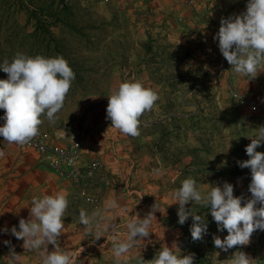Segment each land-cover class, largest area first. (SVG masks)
Returning a JSON list of instances; mask_svg holds the SVG:
<instances>
[{
	"label": "rangeland",
	"instance_id": "obj_1",
	"mask_svg": "<svg viewBox=\"0 0 264 264\" xmlns=\"http://www.w3.org/2000/svg\"><path fill=\"white\" fill-rule=\"evenodd\" d=\"M192 2L188 0V4ZM158 5L156 0H0V63L6 59L11 61L17 52L33 56L36 54L48 57L63 56L75 72V79L71 83L62 109L51 121L46 116L41 117L40 132L56 136L55 141L61 146L68 145L80 132L83 142L86 126L92 119L100 123L99 119L103 118L104 126H111V121L106 119L108 95L121 82L135 78L157 90L159 99L153 109L141 118L142 124L138 136L123 134L112 126L110 132L120 142L119 150H128L132 147L133 150L140 148L144 151L148 144L145 137L150 132L160 135L163 128L167 127L168 136L171 134L173 136L175 132L169 126L163 128L146 126L147 121L176 112L187 115L191 112L188 109L189 103L193 104L194 109L200 108L202 102L207 103L213 86L216 91L213 96L218 94V86L230 81L233 69L193 68L192 65L197 59L192 53L204 52L201 48V43L204 41L200 39V43L193 37L191 38L193 41L190 40L192 34L190 29H187L184 36L175 39L173 31L168 27L174 21L173 11L170 10L169 13L162 11L158 9ZM158 58L161 60H157ZM159 63L162 65L159 66ZM180 65H183V68ZM223 70H225L223 74H218ZM6 78L7 73L0 70V79ZM182 106L183 110H181ZM205 107L203 106L202 109L205 110ZM217 108L216 130L209 131L214 135V140L211 142L207 136L208 114L193 121L189 117L188 122L186 119L184 123L181 122L185 125V131L183 137L179 135L176 139L178 153L181 146L185 147L187 153L193 142L198 144L200 151L196 155L197 167L191 168L190 173L186 169L182 171L180 186L189 176L197 180L202 192L208 191L214 184L222 185L228 181L234 186V195H242L247 199L251 196L248 188L251 170L248 167L241 168L237 161L249 158L245 148L250 142L238 136L225 138L224 132L227 129L223 126L227 122L234 123L235 115L222 117L220 109ZM4 114L5 110L0 109V124L4 123L2 119ZM232 126L234 131L235 125ZM2 139L0 137V150L5 155L0 157V213L1 200L15 185V179L23 166L27 162H33L45 167L31 147L9 144ZM130 139L128 146L126 140L130 141ZM174 141L172 137L164 145L169 150L173 145V148L177 149ZM207 148L209 154L205 151ZM188 159L185 155V161ZM173 186L174 184L171 188ZM120 187L122 189V185ZM143 189H147L148 192L136 194V197L122 195L118 201L119 207L105 213L111 218L110 222L114 227L106 237L94 240L90 235L89 240H94V243L87 252L88 264H114L112 254L114 237H125L128 221L138 216L143 218L158 199L156 194L149 191L151 188ZM142 196L146 199H142ZM84 204L89 206L85 202ZM165 204L164 208H160L161 212L155 213L157 218H154L152 224V227H156L158 231L157 240L155 234L150 233L148 240L152 238V241L144 244L147 245L146 248H140L137 242L128 253L129 257L133 258L130 264H135L134 258L139 256H142L146 260L145 264H148L147 260L154 258L164 246H173L175 243L181 249H176L177 251L195 254L194 264H230L231 256L237 251L251 255L254 243L260 241V236L264 232L256 230L247 245H236L224 251L214 245V237L219 236L223 239L227 235V230L218 231L217 224L206 206L192 201L186 205V208L192 207L197 214L205 215L208 223V231L203 239L194 241L190 231L191 216L184 224H180L177 214L179 205L174 197L167 198ZM160 214H165L168 224L161 221ZM104 222L108 221H102ZM166 225L180 229L169 232V237H166V234L159 235L160 229ZM99 241L103 243L100 247L96 245ZM150 242H154L155 245ZM80 252L82 251L78 253Z\"/></svg>",
	"mask_w": 264,
	"mask_h": 264
},
{
	"label": "clouds",
	"instance_id": "obj_2",
	"mask_svg": "<svg viewBox=\"0 0 264 264\" xmlns=\"http://www.w3.org/2000/svg\"><path fill=\"white\" fill-rule=\"evenodd\" d=\"M214 39L222 55L238 74L253 79L258 69L264 67V0H247L246 10L221 19ZM0 70L7 73L6 79H0V109L5 110L0 124V137L9 144L25 145L39 132L42 116L50 121L62 109L65 97L75 79V72L63 56L48 57L41 54L28 55L17 52L11 61L0 63ZM159 99L157 90L145 85L141 80H125L108 95L106 119L111 126L121 133L135 137L140 134L142 117L153 109ZM246 145L248 159L237 161L241 168L251 170L249 191L251 196L245 199L234 195V186L225 181L222 185L214 184L208 191L202 192L197 180L192 176L185 178L181 186L173 193L177 210L178 223L184 224L191 216V236L194 241L203 239L208 231L205 215L197 214L186 208L189 201L202 204L217 224L218 231L227 230L221 239L214 237V245L227 251L236 245H247L252 233L264 231V152L258 146L264 144V126H260ZM5 153L0 150V157ZM158 174L160 170H155ZM119 207L118 200L112 197L90 213L79 210V223L83 224L95 239L106 237L113 225L105 213ZM30 214L21 218L17 229L11 227V233L17 239H23V247L40 250L41 264H77L70 251L58 243V238L65 228L63 217L69 209L68 193L57 191L42 197H33ZM161 212L155 202L143 218L128 221L127 235L114 237L112 254L114 264H130L132 257L128 253L139 240L149 237L155 213ZM102 221H108L102 223ZM0 231L7 232V228ZM93 240V242H94ZM5 244L10 241L5 240ZM53 245L51 251L48 245ZM180 247L164 246L148 264H194V253L177 251ZM181 250V249H180ZM9 264H19V256L14 248L9 251ZM135 264H145L142 256L135 257ZM230 264H255V259L244 251H237L231 256Z\"/></svg>",
	"mask_w": 264,
	"mask_h": 264
},
{
	"label": "crops",
	"instance_id": "obj_3",
	"mask_svg": "<svg viewBox=\"0 0 264 264\" xmlns=\"http://www.w3.org/2000/svg\"><path fill=\"white\" fill-rule=\"evenodd\" d=\"M192 1L191 4H188V0H156L159 3L158 9L168 13L173 11L174 19H172L174 21L168 27L173 31L175 39L184 36L187 33V29H190V32H192L190 40L193 37L195 41L200 42V39L204 41V43L200 42L202 45L200 47L204 49V52L192 53L197 59L194 61L196 63L192 65L193 68H231V65L219 50L218 40L214 39V37L219 30L221 19L245 11L247 0ZM166 22L169 21L166 20ZM209 50H212V52H208ZM159 58L157 60L160 61L161 59ZM161 63L158 65L161 66ZM159 66L157 67L158 69ZM181 68H183V65ZM224 71L218 74H223ZM220 85L217 88L218 94L215 97L213 96L214 92L216 93L215 86H213L214 90L210 89V96H208L210 99L207 103L202 102L200 108L194 109L193 104L189 103L188 109L191 112H188L187 115L176 112L147 121L145 123L146 126L155 128L156 126L157 128L169 126L175 132L173 136L172 134L168 136V127L163 128L160 135L150 132L145 137V140H148V144L145 146L146 150L144 151L140 148L133 150L132 147H129L128 150H119L118 145L120 142L110 132L111 126H104L103 118L99 119L100 123H96V120L94 121L93 119L88 123L82 142L80 163L83 164L92 157H98L102 169L107 172V176L109 175L112 181V184L108 187L101 186L102 201L98 208L102 209L106 200L112 197L119 201L122 195H134L136 197V194L139 195L142 192L146 194L148 191L143 188L147 187L151 188V190L149 189L151 193L156 194V199H158L155 202L160 205V208H164L167 198H173V193L180 187L182 171L186 169L190 173L191 168L197 167L195 165V161H198L196 155L200 151L198 144L193 142L187 153H185V147L181 146L180 153H178L176 139L179 135L183 137L185 119L187 122L189 119L193 121L208 114L206 117V120H208L206 123L208 127L207 136L211 142L214 140V135L209 131L216 130L215 113L218 107L217 110L220 109L219 112L222 117L226 118L232 114L235 115L234 123L227 122L223 126L227 129L224 132L225 138L231 139L238 136L240 139L246 138L248 142H251L252 137L249 136H252L260 126H264V67L258 69L257 76L250 80L249 77L232 70L230 81ZM203 106H206L205 110L202 109ZM181 108V110L184 109L183 106ZM232 125H235L234 131ZM172 137L175 139L174 143L177 149H174L173 145L169 150L164 144H167V140L172 139ZM126 142L129 146L131 139L130 141L126 140ZM208 149L205 151L209 154ZM257 150L264 152V144L258 146ZM185 155L189 158L187 161H185ZM157 169L160 170L159 174L155 171ZM173 184L174 186L171 188ZM78 189V185L61 178L56 172L48 170L42 165L27 162L17 175L13 188L1 200L0 229L7 228L8 231H0V264H9L10 258L8 254L11 248H14L19 256V264H41V252L43 249L29 250L23 247V239H17L10 229L16 226L19 230V220L29 217V208L32 206L33 197H42L61 190L68 193L69 209L67 210L68 214L63 217L65 228L62 235L58 238V243L61 248L73 254L77 264H88L89 255L87 252H89L88 249L94 242L89 240L88 229L79 223V210L84 209L90 213L94 209L85 205L84 200L81 198L79 200L73 199ZM143 198L146 199L145 196H142ZM160 215L161 221L168 224L165 214ZM162 228L159 231V235L163 236L166 234V237L170 236L169 232L180 229L179 227L167 225ZM151 232L155 234V240H157L158 231L156 227H152ZM124 235H127V232ZM5 240L10 241V243L5 244ZM148 241H152V238L148 240L147 237L144 240H139L137 245L140 248H146L147 245L144 244L149 243ZM259 242L264 264V232L260 236ZM96 245L100 247L103 243L99 241ZM152 245H155V243L153 242ZM52 249L53 245L49 244L48 250L51 251ZM79 251L82 252L78 253Z\"/></svg>",
	"mask_w": 264,
	"mask_h": 264
},
{
	"label": "built area",
	"instance_id": "obj_4",
	"mask_svg": "<svg viewBox=\"0 0 264 264\" xmlns=\"http://www.w3.org/2000/svg\"><path fill=\"white\" fill-rule=\"evenodd\" d=\"M56 138L49 133L39 131L38 135L21 147H31L45 167L56 172L61 178L78 185V192L73 199L81 198L89 207L96 209L102 197L101 186L108 187L112 183L110 178L102 169L98 158L92 157L87 162L80 163L82 153L80 132L65 146L59 145L55 141ZM260 249V242H255L251 254L255 264H263Z\"/></svg>",
	"mask_w": 264,
	"mask_h": 264
}]
</instances>
